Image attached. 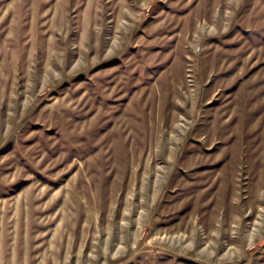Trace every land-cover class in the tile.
Here are the masks:
<instances>
[{
	"label": "rangeland",
	"instance_id": "obj_1",
	"mask_svg": "<svg viewBox=\"0 0 264 264\" xmlns=\"http://www.w3.org/2000/svg\"><path fill=\"white\" fill-rule=\"evenodd\" d=\"M0 264H264V0H0Z\"/></svg>",
	"mask_w": 264,
	"mask_h": 264
}]
</instances>
